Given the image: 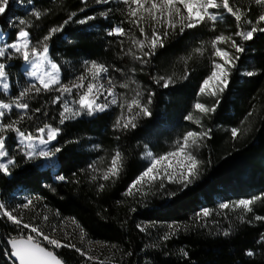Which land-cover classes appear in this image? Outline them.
<instances>
[{
  "label": "trees",
  "instance_id": "1",
  "mask_svg": "<svg viewBox=\"0 0 264 264\" xmlns=\"http://www.w3.org/2000/svg\"><path fill=\"white\" fill-rule=\"evenodd\" d=\"M230 4L239 7L245 18L253 22L261 12L254 0H230ZM33 11L42 13L39 20L32 16ZM219 11L224 19L214 26L206 22L182 35H170L165 47L158 48L154 56L144 57L147 62L142 64L128 53L140 54L129 37H143L138 28L126 22V6L117 0L108 4H98L96 0H11L7 14L0 16V30L8 44L16 40L19 28L25 27L32 44L40 47L37 41L51 28L63 25V30L47 42L50 59L61 69L62 83L69 84L84 74L88 67L85 62H96L109 69L108 76L117 85L129 79L136 82L128 89L117 87L118 100L120 96L130 99L137 85L142 102H147L148 93L154 95L149 105L150 117L141 115L135 128L116 130L117 118L129 115L126 108L122 111L111 106L105 112L61 125V106L52 102L59 93L43 90L38 95L34 91L29 93L25 98L29 109L25 112L13 109L1 123L23 115L17 127L33 135L37 128L50 124L60 130L51 149L59 147L61 151L55 155V172L41 168L35 159L25 156L15 133H8L6 150L15 163L9 166V175L0 173V203L10 211L15 210L24 222L41 227L46 234L52 231L67 234V240L81 250L82 243L96 244L91 255L103 264H264V243L260 242L264 220L253 218L264 217V33H255L251 41H241L235 36L234 17L222 7ZM71 13L76 15L65 25ZM87 16L95 18L84 24L76 22ZM21 19L27 24L19 25ZM117 26L123 27L128 35L107 34ZM145 27L150 33V27ZM243 28L246 31L249 26ZM221 34L242 43L245 50L235 53L230 43L220 45L238 55L239 60L228 86L218 97L216 110L199 115L193 105L202 98L197 97L199 87L216 60L210 41ZM196 49H202V54ZM0 63L6 65L10 84L9 94H0V102L7 103L33 83L23 75L21 58L0 59ZM186 71L189 75L184 78ZM247 71L256 74L243 75ZM160 76H171L174 82L164 88L155 83L154 78ZM71 98H78L75 89ZM190 112L194 118H200L199 126L185 120ZM232 128L242 129L236 139L231 136ZM201 130L208 131L210 138L194 148L200 165L198 178L191 184L180 190L181 186L164 179V188L159 187V181L145 185V196L123 195L148 167L144 158L147 151L155 156L166 154L174 150L186 132ZM117 151L124 161L119 177L100 179ZM101 158L104 162L98 163ZM94 175L96 180L92 179ZM61 176L65 179L61 180ZM100 184L105 185L103 190L99 189ZM170 192L177 194L169 197ZM22 197L33 201L29 209L19 207L24 204ZM255 197L261 199L253 205L254 212L244 216V222L240 219L242 210L219 207L222 203ZM204 209L210 210L211 215L198 217ZM73 220L85 230L83 241ZM170 225L179 231L165 241L162 237L169 232ZM27 231L0 215V264H14L6 242ZM225 231L229 235H223ZM181 250L188 255L184 256ZM55 251L64 264H92L74 249ZM248 251L254 255H246Z\"/></svg>",
  "mask_w": 264,
  "mask_h": 264
},
{
  "label": "snow or ice",
  "instance_id": "2",
  "mask_svg": "<svg viewBox=\"0 0 264 264\" xmlns=\"http://www.w3.org/2000/svg\"><path fill=\"white\" fill-rule=\"evenodd\" d=\"M111 0H96L98 4H108ZM126 6L127 21L134 27L138 28L139 35L143 39H137L129 37L132 45L140 53L137 55L134 52H129L133 58L140 61L142 64L147 61L144 57H151L156 54L158 48L165 47V41L172 34H183L186 30L196 28L206 22H210L211 25H215L217 21L224 19L220 14H217L211 10L220 9L221 7L234 17L237 24V31L235 36L239 37L241 41H251L254 39L255 33H264V0H254V3L261 7V12L253 22L250 19L245 18V13L239 8L230 4V0H117ZM11 0H0V16H5L10 9ZM83 10V9H82ZM76 13H71L67 20L64 21L66 25ZM32 16L39 20L42 16L40 11H33ZM95 17L87 16L86 19L76 21L77 23L84 24L87 21L93 20ZM27 22L24 19L19 21V25L24 26ZM145 25L150 27V33L146 30ZM243 25H248L249 29L244 30ZM13 27L15 25H12ZM178 29V33H177ZM63 30V25L51 28L43 38L37 41V45L34 46L30 40V33L25 27H20L16 36V41L0 47V58L11 59V56L7 54V50H12L19 55L23 61L30 66L28 75L38 82L32 84L30 87L25 88L19 93V95L10 102H0V118L5 116L6 112H11L13 108L20 112H25L29 109V104L25 102V98L29 93L33 91L38 95L43 90L44 92H58L59 96L53 97V104L60 103L61 98L65 96H71L73 90H76V96L78 97L73 101L78 105V108L69 106L68 102L61 103L62 111L59 113V123L63 125L65 121L75 119L76 117L86 114L93 116L96 113L105 112L110 106H118L122 111L126 108L129 115H121L117 118L114 128L116 130H127L129 128H135L136 120L141 115L143 117H150L151 111L149 105L152 103L151 97L154 93H148L147 102H142V93L139 90V86L135 90V94L126 99L123 96L117 98L115 89L117 87L121 89H128L130 85L135 84L134 80H127L119 83L108 78L107 86L101 82L102 77H105L109 69L96 62H85L88 67L85 69V73L77 77L75 81L64 84L60 78V67L49 58V45L48 41L52 36ZM214 30V28H213ZM109 36L125 37L128 35L127 31L123 27H114L107 33ZM230 43L231 48L235 50V53H242L245 49L242 43H238L230 36L223 34L216 36L210 41V47L213 49L212 55L218 57L223 63H219L215 59L211 63L210 73L203 79L197 97L200 95H210L216 99V102L208 107L201 103L199 99L194 103L193 109L195 112H199L202 115H207L216 110L219 103L218 97L222 94L229 83V77L234 68H236V62L239 60L238 55H234L227 50L218 47L219 44ZM197 53L202 54V49H196ZM191 57H189L190 59ZM187 63V60H185ZM256 73L253 71H247L243 73L246 76H253ZM189 73L186 71L184 78H187ZM90 77V79H89ZM155 83L161 85L164 88H168L172 84L173 77L160 76L154 78ZM87 83L85 85V81ZM0 85H2L5 92L8 91L7 72L6 65L0 63ZM105 93L107 95H105ZM104 100L101 101V97ZM109 97L111 99H109ZM39 112L40 109H36ZM252 113L249 112L248 116ZM30 118V117H29ZM24 119L21 115L19 119L13 120L9 123H0V160L6 159V162L0 163V173L9 175V166L14 165L15 161L9 157L7 149V140L9 139L8 133H15L20 144L25 145L27 151L25 156L31 160L37 156L40 159L48 160L53 158L56 153H59L61 149L56 147L54 149L44 150L41 148L37 152V145H48L59 135L60 130L45 123L42 127L37 128L36 134L25 133L17 125ZM186 121H190L196 125H200V118L195 117L192 112L185 116ZM243 124V121H242ZM242 129L232 128L231 136L233 139L238 138ZM244 132L247 129H243ZM210 138L209 132L201 130L188 131L184 134L181 140H178L174 150L155 156L151 151L146 152V158L150 161V166L146 167L136 178L128 185L127 189L123 192L125 197H135L138 194L145 196L147 193L144 191L145 185H151L154 182L159 181V187L164 188V179L168 183L177 184L180 190L186 188L189 184L198 178L200 161L193 154L191 149L193 147H199L200 143ZM103 158L98 163H103ZM123 157L122 154L117 151L111 157L108 166L102 170L100 179L104 181L114 180L118 178L123 170ZM96 170L95 165H91ZM162 167L164 177L161 178L158 169ZM61 180L65 178L60 177ZM93 180L97 179V176L92 177ZM104 184L99 185V189L103 190ZM176 192L168 193L169 197L175 196ZM261 197L240 199L238 201L229 203H222L219 205L220 209L230 210H242L240 219L244 222V216L254 212L253 205L260 200ZM33 204L32 200H28L23 205L19 206L22 209H29ZM0 215L6 217L13 225L18 229H26L27 233L17 237L10 238L8 244L11 248V256L15 258L18 264H63L61 258L56 254V249L70 248L74 249L82 257L92 262V264H103V261H96L95 257L88 255L85 251L78 248L71 241L67 240V235L63 242L51 235L46 234L43 229L33 223L24 222L22 217L15 214V210H9L4 204L0 203ZM198 217L207 218L211 215L210 210L204 209L201 213L197 214ZM253 218L257 221L264 220V217L254 215ZM48 218L45 216L44 220ZM72 223L80 229V239L83 241L85 238V230L75 220ZM186 230V229H185ZM140 231H145L144 228H140ZM179 231L178 227L169 226V232L166 233L162 239L167 241L171 236L175 235ZM223 235H229V232L225 231ZM261 243H264V235L261 236ZM51 246L50 248L47 246ZM105 246V245H100ZM115 247V246H113ZM184 256H187V252L181 250ZM248 256H253L252 251L246 253Z\"/></svg>",
  "mask_w": 264,
  "mask_h": 264
},
{
  "label": "rangeland",
  "instance_id": "3",
  "mask_svg": "<svg viewBox=\"0 0 264 264\" xmlns=\"http://www.w3.org/2000/svg\"><path fill=\"white\" fill-rule=\"evenodd\" d=\"M211 11H213V12H215V13H217V14H220V11H219V9H213V10H211ZM221 15V14H220ZM16 41V40H15ZM14 41V42H15ZM6 44H8L7 42H6V35H4L2 32H1V30H0V47H3L4 45H6ZM220 45L221 44H219L218 45V47H220ZM221 48V47H220ZM223 49V48H222ZM225 50V49H224ZM7 54L9 55V56H11V58H21L19 55H17L15 52H13L12 50H7ZM50 58V57H49ZM0 59H4V58H0ZM21 60H22V62H23V64H22V72H23V75H24V77L29 81V82H31V83H33V84H37L38 85V82L36 81V80H34L32 77H30L29 75H28V73H29V71L31 70L30 69V66L28 65V64H26L24 61H23V59L21 58ZM216 61H218L219 63H223V61H220L219 60V58L218 57H216ZM109 78V76H108V73L106 74V76L105 77H102V79H101V82L102 83H104L106 86H107V79ZM89 79H90V77H89ZM7 83H8V85H9V87H8V91L7 92H5L4 90H3V87H2V85H0V94H9V91H10V84H9V80H8V77H7ZM86 83H87V80H86ZM59 95H60V93H59ZM105 95H107L106 93H105ZM199 97H202L199 101L201 102V103H203V104H205L206 106H208V107H210V104L212 103V101H214V100H216L217 98H214V97H212V96H210V95H200ZM109 99H111L110 97H109ZM104 100V97L102 96L101 97V101H103ZM73 99L71 98V96H65V97H62L61 98V101H60V105H61V103H64V102H68L69 103V106H71V107H76V108H78V105H76V104H74L73 103ZM111 107V106H110ZM109 107V108H110ZM13 109H15V108H13ZM62 109V108H61ZM9 112H6L5 113V115H7ZM199 115H201V113H199V112H197ZM96 114H98V113H96ZM96 114H94V115H96ZM93 115V116H94ZM89 117H91V116H88V115H86V114H82L81 116H79V117H76L75 119H79V118H89ZM75 119H71V120H67V121H72V120H75ZM1 121H2V118H0V123H1ZM16 139H17V143L19 144V146L23 149V151H24V153L27 151V149H26V147H25V145H22V144H20L19 143V141H18V138L16 137ZM55 142V140H53L50 144H48V145H37V152L41 149V148H43L44 150H48V149H51L52 148V145H53V143ZM194 148L195 147H193L192 149H191V151L192 152H194ZM144 158H145V160H146V162L148 163V166H150V161L146 158V154L144 155ZM6 159L7 158H5L4 160H0V163H2V162H6ZM36 161H37V163L41 166V168H44V169H51L53 172H55V168H56V160H55V156L53 157V158H51V159H48V160H44V159H40L38 156L36 157V158H34ZM158 172H159V175L161 176V178H163L164 177V172H163V170H162V167L160 168V169H158ZM166 180V179H165ZM167 181V180H166ZM22 200H23V203H26L29 199L27 198V197H22ZM52 234H49V235H51L53 238H56V239H58V240H61V241H63V242H65V236L67 235V234H64V235H58V234H56V233H54L53 231L51 232ZM82 245H83V247H84V249H82L83 251H85L88 255H90V256H92L91 254L93 253V250H94V248L96 247V244H90V243H82ZM49 248L51 247V246H48ZM56 250H59V249H56ZM93 257V256H92Z\"/></svg>",
  "mask_w": 264,
  "mask_h": 264
},
{
  "label": "water",
  "instance_id": "4",
  "mask_svg": "<svg viewBox=\"0 0 264 264\" xmlns=\"http://www.w3.org/2000/svg\"><path fill=\"white\" fill-rule=\"evenodd\" d=\"M8 241H9V240H7L6 244H7V247H8V249H9V251H10V259H11V261H12L14 264H18V262L15 261V258L11 256V248H10V246H9V244H8ZM62 262H63V261H62ZM63 264H64V262H63Z\"/></svg>",
  "mask_w": 264,
  "mask_h": 264
}]
</instances>
